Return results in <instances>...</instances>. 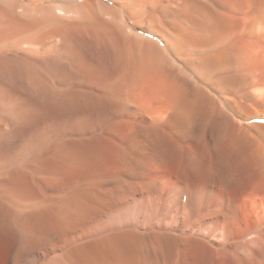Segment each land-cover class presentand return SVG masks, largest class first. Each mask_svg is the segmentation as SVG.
Segmentation results:
<instances>
[{
    "label": "bare ground",
    "instance_id": "1",
    "mask_svg": "<svg viewBox=\"0 0 264 264\" xmlns=\"http://www.w3.org/2000/svg\"><path fill=\"white\" fill-rule=\"evenodd\" d=\"M2 66L0 86L28 106L65 93L56 68L90 69L93 92L73 103L88 93L95 114L125 116L144 161L171 166L173 187L159 207L166 229L149 234L106 228L97 210L70 217L95 201L111 209L125 184L63 197L58 219L85 224L65 240L48 214L21 222L42 198L5 189L15 163L0 154V264H264V0H0ZM13 110L0 100V138ZM27 237L46 247L42 261Z\"/></svg>",
    "mask_w": 264,
    "mask_h": 264
},
{
    "label": "rangeland",
    "instance_id": "2",
    "mask_svg": "<svg viewBox=\"0 0 264 264\" xmlns=\"http://www.w3.org/2000/svg\"><path fill=\"white\" fill-rule=\"evenodd\" d=\"M77 67V71L68 66L64 71L61 68L55 69L59 75V80L55 81L57 88L64 89L65 93H54L50 90L45 100H39L37 103L29 102L31 104L29 106L23 101L24 99L17 98L13 87L0 86V100L16 110V112L13 110L14 112L12 111L13 113L6 118L12 123L11 127H8L10 129L6 130L9 132L0 138V154L4 162H10L9 159L13 158L15 163L12 178L3 180L4 187L7 189V184L12 182L19 199L42 198L39 202L40 208L21 210V222L29 224L37 218L38 212H43L52 217L54 227L59 233L61 232V235H64L65 240H68L73 237L78 228H84L85 224H81L83 220L79 221V216L84 219L86 214L97 210L107 216L105 227L109 229L129 228L145 234L151 233L153 229L164 231L169 218L159 210V207L166 202L167 194L173 187L171 166L167 163L161 165L155 161L152 162V159L151 162L144 161L140 143H135L134 137L132 138L137 134V130L127 122L128 119L125 116L120 113L110 116L106 113L102 115L93 112L94 100L91 94H88L89 91L93 92L95 84L93 72L89 73L90 69ZM3 70L4 67H0V74L6 77ZM79 71L88 73L87 77L91 78L87 86L78 82L76 74ZM31 74L33 80L36 79L31 83L36 84L39 77L37 78V74ZM39 88L42 92L41 86ZM46 89L52 88L47 86ZM5 90L9 91L6 93ZM79 90L81 94L82 91L88 93H85L87 95L82 98L79 96L80 104H76L73 103V98L76 97L73 94L79 93ZM79 105L81 106L78 107ZM95 179L105 180L108 183L104 188L88 186V182ZM86 180H88L87 184ZM124 184L125 191H115L114 185ZM111 189H115L118 199L115 204L109 203L113 204L111 209L104 208L106 201H95L91 203L92 205L89 204L90 206L84 204V207H75V209L79 208L76 212L75 210L69 212H73L70 217L78 218L77 221L72 219L73 221L67 223L58 219L57 214L59 215L60 210L63 214H68L61 205L63 197L74 203L78 194L80 195L79 192L88 190L92 194L101 195L102 193L104 196L105 191L113 192ZM73 214L77 215L74 217ZM89 228L90 226H86L85 230L88 234L90 233V236H94L97 229ZM93 229H96L95 232ZM67 230L70 232L66 233ZM27 241L33 257L42 261L46 254V247L29 237ZM170 262L172 263V260H169Z\"/></svg>",
    "mask_w": 264,
    "mask_h": 264
}]
</instances>
